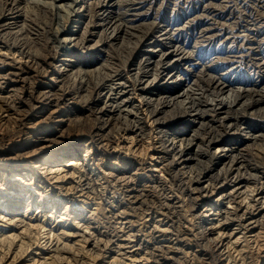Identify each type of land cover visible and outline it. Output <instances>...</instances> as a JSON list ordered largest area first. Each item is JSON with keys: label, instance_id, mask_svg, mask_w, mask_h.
Here are the masks:
<instances>
[{"label": "bare ground", "instance_id": "obj_1", "mask_svg": "<svg viewBox=\"0 0 264 264\" xmlns=\"http://www.w3.org/2000/svg\"><path fill=\"white\" fill-rule=\"evenodd\" d=\"M61 1L33 3L46 23L31 27L32 19L23 10L29 0H0V51L26 59L17 64L16 58L0 55V69L6 64L12 69L0 74L5 79L0 82L4 94L0 112L10 116H0V185L6 184L0 188V264L24 260L27 252L34 264H88L73 245L60 242L62 234L75 233L84 245L79 252L89 243L84 254L95 253L94 262L109 251L105 248L111 241L109 236L101 244L104 233L99 224L106 227V219L111 227L112 218L121 231L123 224L131 223L132 228L139 222L137 232L144 238L168 244L161 250L164 254L182 253V240L198 247L196 264H264V0L235 3L229 13L233 19L221 22V28L213 26L208 5L194 7L195 14L209 20L198 35L191 23L163 25L155 34L152 22L140 21L148 10L133 4L126 8L121 0H72L69 5ZM64 6L76 18L75 31L61 14ZM227 6L223 9L229 11ZM139 32L143 38L124 47V40H137ZM69 33L71 37L66 36ZM200 42H220L223 47L206 52ZM244 42L249 45L245 49ZM109 48H123L128 53L124 62L112 57ZM57 58L59 63L53 66ZM49 69L55 82L39 80ZM78 77L81 85L75 83L88 93L86 99L67 91ZM36 107L49 110L32 122L30 136L20 128L32 121ZM148 114L155 123L151 129L158 130L156 145L141 143L154 133H144ZM89 117L94 119L90 129L85 124ZM118 119L130 122L126 132H139L141 145L157 154L144 148V155L159 159L152 166L165 178L149 167L144 177H127L125 185L108 179L90 149L115 139L113 124ZM29 142L33 148L27 147ZM250 147L257 152L249 154ZM133 156L123 154L121 163L131 168L139 159ZM142 181L153 182L154 192L148 193ZM163 181L179 196L162 192ZM89 206L95 208L86 210ZM199 207H203L200 214L190 212ZM35 211L41 214L38 218ZM92 218L98 224L95 230ZM74 219H79L80 227L73 225ZM113 227L115 232L118 227ZM60 228L62 236L55 233ZM35 249L40 251L33 253Z\"/></svg>", "mask_w": 264, "mask_h": 264}, {"label": "rangeland", "instance_id": "obj_2", "mask_svg": "<svg viewBox=\"0 0 264 264\" xmlns=\"http://www.w3.org/2000/svg\"><path fill=\"white\" fill-rule=\"evenodd\" d=\"M51 1L52 0H29V3L28 4H30L31 6H32V4L34 3L35 4V2H37V3H39V4H44V5H47L48 3H49V5H50V3H51ZM68 1V2H67ZM78 1V0H77ZM80 1V0H79ZM94 1V0H93ZM98 2H100V0H97ZM122 1V3L124 4V6L126 7V8H130V7H139L140 9H141V11L142 10H144V11H146L147 12V10H148V12L144 15V16H142L141 18L142 19H140V21L141 20H143L144 22H142V24H149L150 22H152V24H153V32L155 33V31H157V30H159V28L161 27V26H168V28H170V26H172V25H177V26H179V24H184V23H191V24H194V26H195V28H196V30H195V34L196 35H198V33L203 29V26H204V24L207 22V21H209L207 18H206V16H204V17H200L199 16V14L200 13H197V14H195V8L196 7H198V6H204V5H208V8L206 9L207 11L209 10V11H212L211 12V17H213L212 18V21H213V26H216V27H220L221 28V22H226V23H229L230 21L228 20V18H230V19H233L232 18V14H229L230 13V11H231V8L232 7H234V8H236L237 7V4H239V2L240 3H242V0H121ZM32 2V3H31ZM47 2V3H46ZM62 2H64V4L65 3H67L68 5H69V3L71 2L72 3V0H63V1H61V3ZM95 2H96V0H95ZM46 3V4H45ZM60 3V4H61ZM235 3H237L236 5H235ZM34 4H33V6H34ZM63 4V3H62ZM129 4H133L134 6H131V5H129ZM249 4H251V3H249ZM24 4H22V6H23ZM30 5H25V7H24V9L23 10H26V12H27V8H30L31 9V7H30ZM138 5V6H137ZM146 5V6H145ZM225 5H229V6H227L226 8H229V11H226L225 9H223V6H225ZM28 6V7H27ZM33 6H32V9L29 11L28 10V12L29 13H31V14H29V13H26L25 12V15H29V16H26L27 17V19H32L31 20V22H29V21H27V23L29 22V24L31 25V27H37V25H39V26H44L45 25V19H42V18H39L40 17V15H37L38 13H37V8H33ZM80 5L78 4L75 8L77 9L78 7H79ZM141 6V7H140ZM216 6H221V9L219 8V10H217V11H215V9L213 8V7H216ZM143 7V8H142ZM195 7V8H194ZM209 7H211V8H209ZM36 9V10H35ZM63 9L64 10H61V14L63 15L64 13H65V15L68 17V19L70 20L69 21V25H68V27H69V29H73L74 31H75V29H76V27H75V25H76V18L75 17H73V19L70 17V15L71 14H69L70 13V10H71V8H69L68 6L65 8V6L63 7ZM67 9H69V10H67ZM33 10V11H32ZM34 11H35V14H36V16L35 15H33L34 14ZM67 11V12H66ZM63 12V13H62ZM69 12V13H68ZM69 14V15H67V14ZM190 13V14H189ZM229 14V15H228ZM30 15H32L31 17H30ZM188 15H189V17H188ZM33 16H35L34 18H33ZM39 16V17H38ZM66 16H64L63 15V17L64 18H67ZM29 17V18H28ZM193 17H196V19L195 18H193ZM198 17V18H197ZM200 18V19H199ZM38 20V22H36L37 20ZM72 19V20H71ZM203 19H204V21H203ZM41 22H40V21ZM66 20V19H65ZM188 20V21H187ZM202 20V21H201ZM224 20V21H223ZM226 20V21H225ZM32 21H33V23H32ZM198 21V22H197ZM140 22V23H141ZM154 22V23H153ZM40 23H42V24H40ZM215 23H219V24H215ZM36 24V25H35ZM145 26H147V25H141V28L142 27H145ZM176 26V27H177ZM140 28V29H141ZM200 28H201V30H200ZM215 28V27H214ZM244 29V28H243ZM30 30H31V28H30ZM199 30V31H198ZM151 31V30H150ZM72 33V32H71ZM71 33H69V34H67L66 36L67 37H71ZM150 33V32H149ZM156 34V33H155ZM30 35V33L28 32V34H27V36H29ZM32 36V35H31ZM143 38V33H141V32H139V34H138V37H137V40L135 39V38H131V40H128L127 38L124 40V42H125V45H124V47L125 46H128V45H130V44H135L136 42H139L141 39ZM97 40V39H96ZM148 41V40H147ZM146 41V42H147ZM192 44H191V46H194V44H193V42H191ZM241 43V42H240ZM204 44H207V43H198V46H200V47H203V46H205V48H204V50L207 52L208 50L209 51H211V53H213V51H216V50H218V49H221L222 47H223V45H222V43H220V42H215V43H211V44H208V45H204ZM228 44V43H227ZM246 46V47H245ZM249 45L248 44H246L245 42L243 43V45H242V48H247ZM68 47L70 48V47H72L71 45H68ZM238 47V46H237ZM225 48H227L228 49V46L226 47L225 46ZM110 49V51L112 50V53L110 54L112 57H115L116 58V60H120V62H122V60H124V58L125 57H127V54H125V52L123 51V48H118V49H115V48H109ZM121 52H123V54L121 53ZM139 52V51H138ZM114 53H115V55H114ZM120 53H121V55H120ZM125 54V55H124ZM0 55H2L3 57H5V55H9L8 57H9V60H12V59H14V58H16V62H17V64H24L25 62H26V59L25 58H20L19 57V55L16 53V54H9V51H7V50H1L0 51ZM11 58V59H10ZM7 62H10V61H7ZM119 62V61H118ZM124 62V61H123ZM122 62V63H123ZM57 63H59V59L57 58V59H54L53 60V66L55 65V64H57ZM0 66H1V64H0ZM16 67H18L17 65H15V67L14 68H16ZM94 67V66H93ZM3 68V69H2ZM1 69H0V74H2L3 72L4 73H6V72H12V69L10 70V69H8V66H7V64L5 65V66H3ZM199 69H201V67H199L197 70H199ZM9 70V71H8ZM248 74L249 75H251V77L253 76L255 79L257 78V77H255V75L253 74V73H250V72H248ZM76 79V78H75ZM75 79H73V81H71L68 85H67V91L68 92H70L71 94H72V96H73V94H74V96L76 95V99H78L79 97V99H83L84 97V99H86L87 98V92L86 91H84V92H82L83 91V89H80V86L78 85V84H80L81 85V80H80V78L78 77V79L77 80H75ZM39 80H42L43 82H48V81H50V80H53V76H52V72H51V70L49 69V72H47V73H45V75L43 76V78H41V79H39ZM48 80V81H47ZM79 82L78 84L77 83H75V82ZM94 81V80H93ZM0 82L1 83H4L5 82V79H0ZM53 82H55V80H53ZM73 83V84H72ZM94 83V82H93ZM78 86H77V85ZM94 85V84H93ZM69 87H72L71 89L69 88ZM79 87V88H78ZM69 88V89H68ZM79 89V90H78ZM70 90V91H69ZM78 90V91H77ZM71 91H73V92H71ZM79 91H81V92H79ZM82 94V95H81ZM1 95V94H0ZM86 95V96H85ZM2 96H4V94H2L0 97H2ZM73 96V97H74ZM82 96V97H81ZM89 97V96H88ZM73 100V99H72ZM70 101V100H69ZM41 106V104L39 105V107ZM35 108L34 110H33V112L31 111V114H33L32 116H33V119H32V121L31 122H29L28 124H22L21 125V130L22 129H24L25 130V132H27L28 131V133H27V135H30V136H32V133L33 132H31L30 133V131H32V122H34V121H37L38 119H41V118H43V115H45L46 114V112L49 110V108ZM63 105L62 106H60V108L58 109L59 111H61L63 108ZM66 109H68V108H66ZM144 109V113H147V111L145 110V107L143 108ZM14 115V116H13ZM12 115V118L14 119V118H18V116L16 115V114H13ZM0 116L1 117H5V119H8V117H10L9 116V112H0ZM82 118H83V116H82ZM149 118H150V116H149V114H148V117H147V121H146V123H145V125H144V127H143V129L145 130L144 131V133H151V132H154V133H152V138H150V139H146V138H148L150 135L149 134H147L148 136L146 137H144L143 138V140H141L142 138V136L141 135H138L139 134V132H137L136 134H134L135 133V131L133 132V133H127L126 132V130H125V126H127V124H128V126L129 127H131L132 126V124L130 123V122H126L125 123V121L126 120H121V119H118L117 120V122H115V124H113L114 125V127L115 128H117L116 130L118 131H116V133L115 132H113V138H115V139H113L111 142H108L109 143V145H108V143H106L107 142V140L106 141H104L103 140V144H96V145H94L91 149H90V152H91V154H92V156H95L96 157V160H95V162L96 163H101V164H103V166H104V168H105V175H107L108 176V179L109 180H111V179H114L115 178V180L117 181V182H120L121 184H123V185H125V180H128V178L127 177H129L130 175H132L133 174V176H134V178H135V176L136 177H144L145 175H144V172H146V173H149V171H150V168H152V169H154L155 170V172H153V173H155V175L156 174H160V175H162L161 177H163V178H165L166 177V175L164 174V173H160L158 170H156L157 168H155L154 166H152V165H154V164H156V162L157 161H159V159H157L156 158V156H157V154H155L154 153V151H153V149L152 148H150V149H148V151L150 152V153H154V155H156V156H154L153 157V155H152V157H151V154H149V155H144V153H145V150L147 149V147H146V145L144 146V145H141V143L143 142V141H145V143L144 144H148V143H154L153 145H156V142H157V140H158V138H159V135H158V133H157V131L158 130H155V127H153V129H151V127L152 126H154V124L155 123H153L152 122V119L151 120H149ZM59 119V118H58ZM57 118H56V120H58ZM86 120L85 121H87L85 124H86V127L88 128L89 127V129L91 128V126H90V124L91 125H93V123H94V119L93 118H91L90 119V117L89 118H85ZM90 120V121H89ZM121 121H123V122H121ZM89 122V123H88ZM88 124V125H87ZM117 124H118V126H117ZM122 124V125H121ZM117 126V127H116ZM121 126H123V127H121ZM146 126V127H145ZM119 128V129H118ZM121 128H122V132H121ZM123 130H125V131H123ZM121 132V134H117V133H120ZM123 132H126V133H124V134H122ZM141 133V132H140ZM34 134V133H33ZM94 134V133H93ZM116 134V135H115ZM3 135V131H0V138H1V136ZM121 135V136H120ZM88 137V143H90L91 142V140L89 139L91 136L90 135H88L87 136ZM117 137V138H116ZM33 140L35 139V138H32ZM119 139V140H118ZM140 140H141V143H140ZM139 142V143H138ZM105 143V144H104ZM111 143V144H110ZM107 144V145H106ZM118 145L119 144V146L117 147V146H115V145ZM33 146V143L32 142H29L28 144H27V147H29V148H31ZM41 145L40 144H35V148H38V147H40ZM103 146V147H102ZM105 147V148H104ZM116 147V148H115ZM28 148V149H29ZM33 148V147H32ZM144 148H145V150H144ZM105 149V150H104ZM128 149V150H127ZM251 149V150H250ZM250 149H248V151L250 152H248L249 154H252V152L253 153H256L254 150H256V149H254V147H250ZM140 150V151H139ZM143 150V151H142ZM258 150H263V149H258ZM109 151V152H108ZM147 151V150H146ZM147 151V152H148ZM121 153V154H120ZM140 153H143V154H141L140 155ZM109 154V155H108ZM120 154V158L119 157H117L118 155ZM123 154H127V156H133V154L135 155V156H133V157H136L138 160H140L141 158H142V160L141 161H136L135 160V162H133V165H132V167L131 168H129L130 167V165L128 164V165H123L122 163H121V156H123ZM130 154V155H129ZM259 154V153H258ZM105 155V156H104ZM143 157L145 158V160L143 159ZM147 157V158H146ZM104 159V160H103ZM152 159V160H151ZM154 159V160H153ZM102 160V161H101ZM106 160V161H105ZM120 160V161H119ZM144 160V161H143ZM103 161H104V163H103ZM109 161V162H108ZM116 161V162H115ZM117 162H119V163H117ZM141 162V163H140ZM110 163H112V164H110ZM116 163V165H114ZM0 166H2L1 165V163H0ZM148 166V167H147ZM143 167H145V170H143L142 168ZM150 167V168H149ZM147 168V169H146ZM140 173V174H139ZM141 173H142V175H141ZM145 173V174H146ZM130 180V179H129ZM131 181V180H130ZM144 182V183H143ZM4 183V182H3ZM2 183V184H3ZM142 183L145 185V187H146V189H147V192L149 193H153L154 192V190H153V182H152V184H151V182H147V181H142ZM146 183V184H145ZM0 184H1V180H0ZM165 185H167V186H165ZM6 186V184L3 186V185H0V188L1 187H5ZM164 186V187H163ZM170 186V184L169 183H166V181H163V184H162V192H164L165 190H166V193L169 195V197H171V198H174L175 196H179V195H177V193L176 194H174L175 192H174V188L173 187H169ZM160 187H158V189H159ZM38 189H40V188H38ZM7 191V190H6ZM6 191H2L3 193L4 192H6ZM41 191H42V189H41ZM188 196H186L185 197V200H186V202H187V198ZM79 199H81V198H79ZM176 201H178V200H176ZM1 202V201H0ZM1 204V203H0ZM177 204H179L178 202H177ZM88 209H86V210H91L92 208H95V206H89V207H87ZM200 211H203V207H199V208H197V209H194V210H191L190 212L191 213H195V214H200L201 212ZM6 214H8V212H5ZM90 213V212H89ZM88 213V214H89ZM190 213V214H191ZM38 214V212L37 211H35L34 212V215H37ZM40 214V213H39ZM37 215V218H38V216H40V215ZM36 217H35V219H37ZM63 218H65V216L63 217ZM67 218V217H66ZM74 218V217H73ZM1 219V218H0ZM94 219V220H93ZM78 220L79 219H74V220H72L71 222L73 223V225H76L77 227H80V222H79V224L77 225V223L76 222H78ZM92 221V223H91V227L93 228V226H97L96 224H95V220H96V218H92L91 219ZM103 219H100V222L102 221ZM112 222H111V227H108V221H106V219L103 221V223H104V225L106 226V227H102L103 226V224L101 225V223L99 224V227H100V229H101V231L104 233V237L102 238L103 240H102V245L104 246L105 244V240H108L110 237V239H111V241L108 243V245L106 246L107 248H105L108 252H103V255L104 256H99V257H97V259L94 261V262H92L93 260V257H94V255L96 256V254L95 253H93L91 250H89V251H87V254H84L85 253V251L86 250H88L89 248H90V246H89V243H86L85 244V247H86V249L83 251V250H81V252H79L80 251V248L82 249V246H84V245H82V241H81V239H82V237L79 235V233H75V234H71V235H67V234H62L63 233V229H61L60 228V230H55V233H60V235L63 237L62 238V240L60 241L61 243H63V244H66V245H68V247H69V245L71 244V248H72V250H75L76 251V253H78L79 254V256H81V255H83L84 257H83V261H84V263H88V264H102V263H107L109 260L110 261H118V264H157V261L159 260L160 262H162V263H164V264H196V260H194L195 258H193L196 254H197V256H199L200 255V250H199V248L198 247H195L194 245H192V246H189V245H187L186 244V242H183V240L181 241V243H180V245H182V253H180V254H178V255H174V254H170V253H166V254H164V251H161V250H163L162 248H164V247H166V245H168V244H166L165 242H158V243H155V242H157L156 240H150V241H148V237H147V239L146 238H144V236H143V233L141 232V231H138L137 232V228H138V223L137 222H135L136 224H134L133 226H132V228H131V223H125V225L123 224V227L125 226V228H127L126 230H125V228H123L124 230L123 231H121V228L119 229V225H117L116 226V220H115V218H112ZM74 222H75V224H74ZM125 222H126V220H125ZM70 223V221H67V224H69ZM112 223H115V224H112ZM0 224H2V221L0 220ZM118 224V223H117ZM115 225V228H117L118 227V229L116 230L115 229V232H114V226ZM130 226V227H129ZM35 228V227H34ZM103 228H105V229H103ZM96 228H93L92 230H95ZM62 230V231H61ZM104 230V231H103ZM106 230H109V232H108V234H107V232H106ZM111 230H113V231H111ZM62 233H61V232ZM112 232V233H111ZM114 232V233H113ZM96 233V232H95ZM110 233V234H109ZM107 236H106V235ZM112 234V235H111ZM116 234H118L119 235V237H118V235H116ZM134 235V237L132 236H130V238H129V236L128 235ZM110 236V237H109ZM143 236V237H142ZM55 237H56V234H55ZM96 237H98L97 235H96ZM29 237H27V238H25V241L26 242H28L30 239H28ZM106 238H108V239H106ZM141 238V239H140ZM28 239V240H27ZM142 240V241H141ZM64 241V242H63ZM81 241V242H80ZM174 242H176V241H174ZM165 243V244H164ZM77 245V246H76ZM162 245H164V246H162ZM80 246V247H79ZM33 247H36V246H33ZM74 247V248H73ZM119 249H120V251H119ZM165 249V248H164ZM78 250V251H77ZM36 251H40V250H33L32 252L33 253H35ZM103 251V250H102ZM45 252H49V250H45ZM185 252H187L186 253V255H185ZM119 253V254H118ZM27 254H28V252L27 253H25V259L23 260V259H18L14 264H34V262H33V256L32 255H30V256H27ZM122 254V255H121ZM170 255V256H168V255ZM45 255H47V254H45ZM49 255V254H48ZM91 255H93V257H91ZM112 255V256H111ZM121 255V256H120ZM168 256V257H165V256ZM174 255V256H173ZM37 256H39V254L37 255ZM44 255H40V257H43ZM91 258H90V257ZM120 256V257H119ZM172 256L173 257H175V258H172ZM185 256V257H184ZM149 257V258H148ZM171 257V258H170ZM176 257H177V259H176ZM179 257H180V259L181 260H183V262H181L180 260H179ZM196 257V256H195ZM86 258V259H85ZM166 259V261H164L165 259ZM87 259H89L88 261H87ZM158 259V260H157ZM175 259L177 260V261H175ZM49 262H50V260H48ZM91 261V262H90ZM120 261V262H119ZM164 261V262H163ZM6 260H4V263H2V264H8V262H6ZM23 262V263H22ZM33 262V263H32ZM48 262V263H49ZM128 262V263H127ZM43 263V262H42ZM42 263H37V262H35V264H42ZM199 263V262H198ZM197 263V264H198ZM201 264V263H200Z\"/></svg>", "mask_w": 264, "mask_h": 264}]
</instances>
